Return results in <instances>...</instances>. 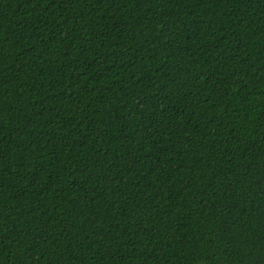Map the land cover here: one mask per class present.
<instances>
[{
  "label": "trees",
  "instance_id": "1",
  "mask_svg": "<svg viewBox=\"0 0 264 264\" xmlns=\"http://www.w3.org/2000/svg\"><path fill=\"white\" fill-rule=\"evenodd\" d=\"M0 264H264V0H0Z\"/></svg>",
  "mask_w": 264,
  "mask_h": 264
}]
</instances>
